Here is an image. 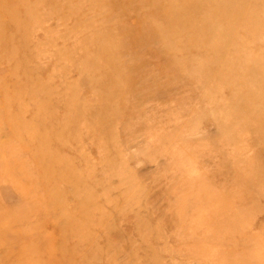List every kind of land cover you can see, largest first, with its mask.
<instances>
[{"label": "rangeland", "instance_id": "1", "mask_svg": "<svg viewBox=\"0 0 264 264\" xmlns=\"http://www.w3.org/2000/svg\"><path fill=\"white\" fill-rule=\"evenodd\" d=\"M0 264H264V0H0Z\"/></svg>", "mask_w": 264, "mask_h": 264}]
</instances>
